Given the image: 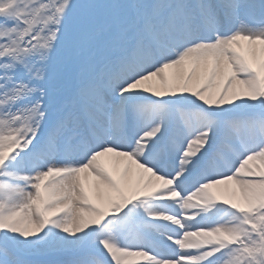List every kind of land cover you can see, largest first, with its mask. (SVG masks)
Instances as JSON below:
<instances>
[{"label":"snow or ice","instance_id":"1","mask_svg":"<svg viewBox=\"0 0 264 264\" xmlns=\"http://www.w3.org/2000/svg\"><path fill=\"white\" fill-rule=\"evenodd\" d=\"M0 264H264V0H0Z\"/></svg>","mask_w":264,"mask_h":264}]
</instances>
